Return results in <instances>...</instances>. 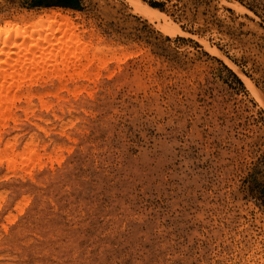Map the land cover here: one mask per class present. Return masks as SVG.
Here are the masks:
<instances>
[{
    "label": "rangeland",
    "instance_id": "obj_1",
    "mask_svg": "<svg viewBox=\"0 0 264 264\" xmlns=\"http://www.w3.org/2000/svg\"><path fill=\"white\" fill-rule=\"evenodd\" d=\"M142 1L184 35L129 0H0V22L69 17L89 55L9 128L0 264H264V108L241 77L264 97V0Z\"/></svg>",
    "mask_w": 264,
    "mask_h": 264
},
{
    "label": "bare ground",
    "instance_id": "obj_2",
    "mask_svg": "<svg viewBox=\"0 0 264 264\" xmlns=\"http://www.w3.org/2000/svg\"><path fill=\"white\" fill-rule=\"evenodd\" d=\"M129 1L138 14L150 22H157L162 30L172 29L174 34L184 35L159 9L142 0ZM77 29L69 17L57 12L0 22V162L5 158L3 152L17 146L18 138L11 136L9 128L14 125L15 129L19 113L34 114L35 101H39L41 107H48L41 89L51 85L50 82L62 87L63 75L69 70H78L83 61H89L88 49L82 47V37L76 33ZM202 43L211 54L221 56L217 49ZM83 66L87 67V64ZM241 77L264 108V97L244 75ZM33 141L34 136H30L27 147ZM6 156L10 165L15 164L20 155Z\"/></svg>",
    "mask_w": 264,
    "mask_h": 264
},
{
    "label": "trees",
    "instance_id": "obj_3",
    "mask_svg": "<svg viewBox=\"0 0 264 264\" xmlns=\"http://www.w3.org/2000/svg\"><path fill=\"white\" fill-rule=\"evenodd\" d=\"M70 0H67V3L66 4H63L65 6H73V3L72 2H69Z\"/></svg>",
    "mask_w": 264,
    "mask_h": 264
}]
</instances>
